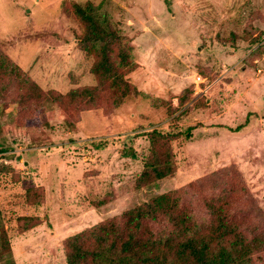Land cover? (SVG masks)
<instances>
[{"label":"rangeland","instance_id":"obj_1","mask_svg":"<svg viewBox=\"0 0 264 264\" xmlns=\"http://www.w3.org/2000/svg\"><path fill=\"white\" fill-rule=\"evenodd\" d=\"M72 3L125 38L145 99L83 113L10 105L28 78L61 94L95 84L63 14ZM0 64L24 73L0 69V264H66L67 238L160 195L197 206L229 177L264 226V0H0ZM159 127L175 132V173L136 189ZM25 191L41 205L23 207Z\"/></svg>","mask_w":264,"mask_h":264},{"label":"trees","instance_id":"obj_2","mask_svg":"<svg viewBox=\"0 0 264 264\" xmlns=\"http://www.w3.org/2000/svg\"><path fill=\"white\" fill-rule=\"evenodd\" d=\"M63 14L80 29L77 47L93 60L90 72L95 84L61 94L44 91L28 78L10 105L17 110L30 108L42 112L49 103L60 112L83 113L89 109L114 111L125 101L145 99L127 77L138 65L131 58L125 38L96 18L89 4L72 3L70 9L64 6ZM2 58L9 61L6 56ZM0 69L8 75L24 74L16 66L9 71L0 64ZM0 100L1 107L5 102L1 97ZM174 134L161 127L145 134L150 150L136 189L174 175L176 168L170 146ZM110 140H94L90 145L103 150ZM233 184L235 179L225 178V188L202 198L197 206L181 204L179 198L170 195H160L85 229L64 241L66 264H264V226L247 209L245 188ZM198 190L194 189L191 197ZM26 191L23 207L39 206L41 201L32 203V194ZM107 203L101 200L96 206ZM33 219L27 216L20 217L19 221L27 226ZM0 240V251L8 252L9 240L2 227Z\"/></svg>","mask_w":264,"mask_h":264}]
</instances>
